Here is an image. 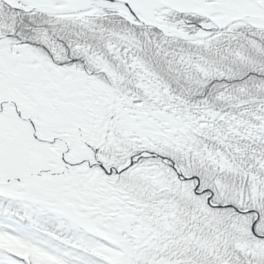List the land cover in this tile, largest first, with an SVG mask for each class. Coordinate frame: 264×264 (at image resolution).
<instances>
[{
    "label": "snow or ice",
    "instance_id": "1",
    "mask_svg": "<svg viewBox=\"0 0 264 264\" xmlns=\"http://www.w3.org/2000/svg\"><path fill=\"white\" fill-rule=\"evenodd\" d=\"M0 264H264V0H0Z\"/></svg>",
    "mask_w": 264,
    "mask_h": 264
}]
</instances>
